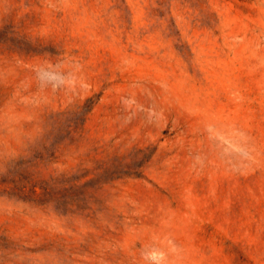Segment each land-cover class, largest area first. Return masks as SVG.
Returning a JSON list of instances; mask_svg holds the SVG:
<instances>
[{
    "label": "rangeland",
    "instance_id": "obj_1",
    "mask_svg": "<svg viewBox=\"0 0 264 264\" xmlns=\"http://www.w3.org/2000/svg\"><path fill=\"white\" fill-rule=\"evenodd\" d=\"M0 264H264V0H0Z\"/></svg>",
    "mask_w": 264,
    "mask_h": 264
}]
</instances>
